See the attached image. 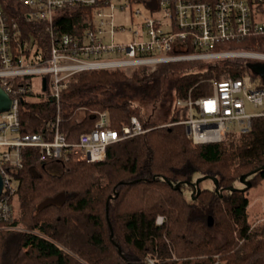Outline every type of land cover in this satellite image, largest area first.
<instances>
[{
    "label": "trees",
    "instance_id": "trees-1",
    "mask_svg": "<svg viewBox=\"0 0 264 264\" xmlns=\"http://www.w3.org/2000/svg\"><path fill=\"white\" fill-rule=\"evenodd\" d=\"M2 1L22 37L31 43L46 39L43 23L31 20L25 5ZM87 13L81 7L65 10L55 23L80 33ZM222 47L261 50L264 34ZM251 63L226 57L164 62L150 72L90 69L71 75L59 100L22 95V133L51 132L59 118L60 130L76 142L95 129L104 111L112 128L120 129L136 114L154 128L109 144L103 161L69 156L57 170L49 168L53 161L39 159L38 148L23 147L12 198L13 203L17 197L19 211L0 222L10 226L0 228V264H264V222L252 224L248 197V190L264 181V115L252 118L248 132L229 131L226 140L194 143L186 124L157 127L144 113L161 104L168 122L183 120L186 110L175 107V99L190 89L195 97L211 93V78L250 73L264 87L263 75ZM250 172L251 187L243 189L241 176ZM202 176L218 178L219 190L214 181L206 187L203 180L201 191L192 195V183Z\"/></svg>",
    "mask_w": 264,
    "mask_h": 264
},
{
    "label": "built area",
    "instance_id": "built-area-1",
    "mask_svg": "<svg viewBox=\"0 0 264 264\" xmlns=\"http://www.w3.org/2000/svg\"><path fill=\"white\" fill-rule=\"evenodd\" d=\"M31 20L43 23L41 43L22 37L18 21L11 18L0 0V84L12 97L10 109L0 113V173L4 188L0 195V222L14 216L12 198L17 191L16 173L23 166V147L39 149L42 161L77 160L99 162L106 158L109 144L144 134L154 128L133 115L120 129L110 127L107 111L101 112L95 129L83 132L70 142L59 128V118L51 132L22 133L19 100L52 96L59 100L65 81L73 74L90 69L144 67L154 71L164 62L211 61L226 57L259 59L264 50H237L218 46L228 41L264 34V0H18ZM81 7L90 10L80 33L62 30L57 16ZM146 9L147 16L133 29L132 38L113 41L126 31L115 20L117 12L128 11L133 19ZM111 36L108 41V37ZM40 76L39 87L34 77ZM46 77V88H43ZM211 93L195 97L191 89L175 99V107L185 108L184 123L194 143L224 140L229 131L248 132L254 116L264 115V87L250 73L239 78L210 79ZM259 108L247 110L246 102ZM163 216H158V222ZM154 263L153 259H149ZM217 260L214 264H219Z\"/></svg>",
    "mask_w": 264,
    "mask_h": 264
},
{
    "label": "rangeland",
    "instance_id": "rangeland-1",
    "mask_svg": "<svg viewBox=\"0 0 264 264\" xmlns=\"http://www.w3.org/2000/svg\"><path fill=\"white\" fill-rule=\"evenodd\" d=\"M130 15L131 14L128 11L117 12L115 14V20L125 24L127 29L122 34H116L113 37V41L130 40L132 38V35H133V33H132L133 29H137L138 22L140 20H142L144 18V16H147L148 14L146 12V9H143L142 14L135 16L133 19L130 17ZM110 38H111V36H109L107 40L109 41ZM261 50L263 51L264 48ZM216 60L217 59L211 60L209 62H213ZM248 60L252 63L260 61L259 59H252V58H249ZM158 66H157V68H158ZM39 82H40V76H35L34 77L35 89H37L39 87ZM246 106H247V110L250 112H255L259 109V108L255 107L252 103H249L248 101L246 102ZM144 113H146V115L150 116L149 119L151 122H154L156 124H164L165 122L167 123V121H168V111L161 104L160 105H154L153 104V105L149 106L147 110H144ZM136 116H137V114H136ZM226 139H227V135H226V138L224 140H226ZM59 165H60V163H58V162H52L49 165V168L51 170H57ZM203 185L206 187H211V186H213V181H211V179L210 180L204 179ZM189 192L190 191L187 192L188 195H189ZM191 193L193 194L192 191H191ZM195 193L196 192H194V195H195ZM248 193H249L248 197L250 200L249 213H250V220L252 221V224L256 225L260 222H264V181L262 184H260L258 186L251 187L248 190ZM13 208H14V216H16L18 214V211H19V202H18L17 197H14ZM9 227L10 226L7 225L4 227L1 226L0 228L7 229ZM17 229H22V226H18Z\"/></svg>",
    "mask_w": 264,
    "mask_h": 264
},
{
    "label": "water",
    "instance_id": "water-1",
    "mask_svg": "<svg viewBox=\"0 0 264 264\" xmlns=\"http://www.w3.org/2000/svg\"><path fill=\"white\" fill-rule=\"evenodd\" d=\"M252 67L257 69L259 72H261V74L263 75L264 77V62H260V61H257V62H253L251 63ZM46 77H44V85H43V88L44 89H47L46 88ZM12 105V97L10 96L9 92H7L4 87L0 84V113L1 112H4L8 109H10ZM261 169H264V165L261 167ZM257 171V170H255ZM254 171V172H255ZM253 172H250L248 174H243L241 176V182L244 184V187L243 189H247L249 187H251V182L247 179L248 175L252 174ZM207 176H202V177H199L195 183H192L193 185V194L194 195V192H200L201 191V182L206 179ZM211 179H213L212 181H214L215 183V187H216V190H219V180L218 178L216 177H212L210 176ZM181 183H177L176 184V187H179ZM3 188H4V180H3V177H2V174L0 173V195L2 194V191H3ZM234 187H230L229 189H232L233 190ZM209 223L212 224V218L209 217Z\"/></svg>",
    "mask_w": 264,
    "mask_h": 264
},
{
    "label": "crops",
    "instance_id": "crops-1",
    "mask_svg": "<svg viewBox=\"0 0 264 264\" xmlns=\"http://www.w3.org/2000/svg\"><path fill=\"white\" fill-rule=\"evenodd\" d=\"M112 70H114V69H112ZM125 71H126V70H125ZM131 71H133V70H130V71H126V72L128 73V72H131ZM58 163H59V162H58Z\"/></svg>",
    "mask_w": 264,
    "mask_h": 264
},
{
    "label": "bare ground",
    "instance_id": "bare-ground-1",
    "mask_svg": "<svg viewBox=\"0 0 264 264\" xmlns=\"http://www.w3.org/2000/svg\"><path fill=\"white\" fill-rule=\"evenodd\" d=\"M4 223V222H3Z\"/></svg>",
    "mask_w": 264,
    "mask_h": 264
}]
</instances>
